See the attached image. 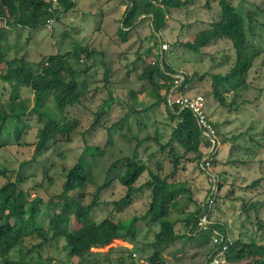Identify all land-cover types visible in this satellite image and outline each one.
I'll return each mask as SVG.
<instances>
[{"label": "rangeland", "instance_id": "rangeland-1", "mask_svg": "<svg viewBox=\"0 0 264 264\" xmlns=\"http://www.w3.org/2000/svg\"><path fill=\"white\" fill-rule=\"evenodd\" d=\"M126 1L96 0L94 2V0H78L77 14L69 15L65 22L59 24V30H61L56 33L53 32L50 36H47L48 32L45 31L44 34L40 32L43 37H36L32 33L19 28L11 32L13 36L10 38V42L15 43L17 49L7 53L9 57L5 62L6 64L10 60H17L16 66H25L37 71L38 69L40 70L41 64L46 62L49 57L61 53L68 58L73 69L77 71L79 85L84 89L88 87V93L83 97L86 99L88 108L77 107L70 111L72 116L78 118L81 123V126L73 133V140L70 145L58 144L52 148L54 151L52 153L35 152V141H39L37 130V125L39 124L35 121H30L32 136L29 140L34 141V143L31 145L32 147L25 150L24 157L18 155L20 151L25 149L23 147L9 145L5 149L0 150V166L7 170H18L25 157L28 160H35L34 165H29L22 171L23 176L27 178L23 186L26 189L25 191L31 194L30 200H33L34 195H37L35 190L38 184L41 182L47 183L48 178L53 179L52 188L38 187L41 188L40 195L44 198V202L39 204V213L37 215V221L41 226H47L56 213L54 206L60 200L59 195L63 192L61 173L67 167L82 163L92 174L93 184L86 187L84 190L85 195L81 198L85 206L91 207L92 219L99 221L109 218L119 223L126 222L129 223L126 225L127 228L134 219L141 220L147 215L153 202V195L151 190L143 188L149 180L147 172L136 183L135 191L132 193H128L127 188L120 185L118 178L124 171L122 158L133 157L138 144L142 143L137 151L139 161L144 162L153 170H157L156 168L162 163L166 166L164 175L172 172L174 166L170 167L169 164H166L164 155L160 151L161 146L167 144L173 132L172 124L167 118L166 108L164 109L163 105L160 104L150 110L144 117H139L136 113H132L127 120L122 121L124 112L120 114V110L128 108V89L121 83L116 82L117 78L121 75H130L129 80L133 82V89L139 91L141 86L135 83L137 82V70H142V67L147 65L164 64L168 61L175 70H183L189 76L195 72H198L201 76L209 74L210 78L197 81L195 84L201 87L204 86L211 91V76L226 74L236 64L237 54L234 57L233 52L236 51L230 49L232 44L229 42L211 46L203 54L192 53L184 46L187 42L193 40L198 32L222 20L221 7L218 5L219 0H199L192 6V10L171 9L169 11L167 25L161 29L163 42L166 40L168 43L169 52L162 61L159 59L160 39L159 43L154 42V38L156 39V36L159 37L160 34H156L159 31H155L156 27L149 18L143 19L135 30L129 32L128 35H118V30L123 25L122 18L125 14L122 5ZM233 1L244 14L249 11H251L250 13H255L256 11L255 14L261 18V21L264 20V14L260 13V10H264V0ZM206 2H209L210 6L205 5ZM261 4L263 6L260 9ZM194 9L195 11L191 12ZM75 21L79 23L81 32L77 30L79 27ZM251 23L252 29H249L248 32L250 43L254 39L256 47L261 46L264 50V24H255L254 21H251ZM67 32L72 34L73 39L64 41V36L69 37ZM75 43L83 45L89 50L102 51L104 55H96L90 60H81L78 63L69 56ZM122 55H127L128 61H125V63L122 61ZM137 56L142 57V60L135 62ZM103 58L114 61L113 66L108 70L109 81L113 84L111 90L107 87L105 81ZM134 66L138 68L127 70V68ZM253 70L254 73L248 78V82H260V84L258 87H254L255 89L252 91L242 92L240 95L242 102H256L262 98L260 90L264 87V66H259L258 72H256L257 68ZM107 102L110 103L109 108H107ZM143 104H146L144 100ZM96 112H99L98 125L94 124V114ZM120 121H122V124L116 130L113 126L120 123ZM250 125L251 115L249 112L237 113L233 115V122L227 127L228 133L238 134L242 130H247ZM41 127L42 125H40V129ZM122 133H124L126 138L122 136ZM262 142L264 143V139H262ZM251 145L254 148L252 153L243 150L234 151L235 158L247 160L249 162L248 166L240 165L236 168L227 166L221 167V170H231L233 175L229 178L228 183L235 182L240 187L241 192L249 194L250 202H255V197L247 190V186L253 181L256 173L259 176L258 173L264 166V148L254 143ZM231 148L228 145L225 149L227 157ZM109 171L110 173L108 174ZM176 176L190 182L194 186L196 189L195 200H198L200 204V201L204 199L208 192L209 178L202 171H199L196 163L188 165L186 170L183 168L179 169ZM2 184L3 181L0 179V185ZM104 184H108L107 187L99 191V188ZM227 188H223L226 194L228 193ZM256 200H260V198ZM117 202L120 204L115 205ZM244 204L241 200L229 202L225 198L221 202V208L217 211V217L227 222L237 234H247L246 230L248 227L251 231L256 232V224H259L257 216L259 214L264 216L263 206V209L258 213V210L251 206H246L245 210ZM195 205L194 203L191 204L192 207ZM172 213L175 218L184 215L180 209H173ZM249 216H252V220ZM125 228L122 230L124 234L128 232L127 228ZM177 228L183 233L186 230V225L181 222ZM136 229L139 232L137 244L115 240L101 249V251H106L111 248L128 245L133 248L131 252L122 253L119 249H113L106 258H97L95 261L93 260L91 263L87 262L86 264H152V261L147 258L154 253L155 247L149 245V242L154 241L161 227L156 224L145 226V223L141 221L137 222ZM252 235L253 233L249 238L244 239L249 242L252 239ZM234 239H237V237L234 236ZM253 239L256 240V238ZM258 242L264 243V238H259ZM203 243V241L193 242L190 239H183L159 246V249L165 262L164 264H193L195 261L200 263L207 256L203 248L206 245H203ZM63 247L64 244L62 242L57 245L58 249H56L54 244L47 246L46 251H44L48 255L46 262L49 263L50 258L53 256L57 259H64V255L67 263L77 262L78 258L72 259L67 256L68 250L66 248L63 249ZM139 248L145 249L144 259H142L143 252ZM34 257L37 258L38 255L34 254Z\"/></svg>", "mask_w": 264, "mask_h": 264}, {"label": "clouds", "instance_id": "clouds-1", "mask_svg": "<svg viewBox=\"0 0 264 264\" xmlns=\"http://www.w3.org/2000/svg\"><path fill=\"white\" fill-rule=\"evenodd\" d=\"M48 1L50 2L49 11H50L51 16L47 19L45 25H41L37 27H31V26L22 25L20 23H17L14 20V18L10 17V13H8L7 11L8 9L5 8V5L2 6V11L4 12L5 10V14L4 15H2L3 13L0 14V31H1L0 39H1V46L5 54V60L2 61V63H0V76L8 72L11 62H14V63L18 62L17 60H10L7 64L5 63L7 61V58L9 57L7 53L10 52L11 50L17 49V45L15 43L10 42V38H12L13 36L11 32L14 29L19 28L22 30H26L29 33H32L36 37H43L41 33L44 34L45 31H47L48 32L47 36H50L53 32L56 33L57 31L61 30V29L59 30L60 28L59 24H62L63 22H65V20L67 19L69 15L77 14L76 9L78 7V0H69V3H70L69 7H65L62 4V0H48ZM95 1L96 0H94V2ZM140 1L141 0H127L126 3H123L122 6L125 10V14L122 18V24L124 22V19L127 17V12L134 7L135 2H140ZM149 1L151 2V4L163 9L164 11V26L162 24L159 29L157 28L155 29V31H159V33H156V34H160V36L159 37L156 36V39L154 38L155 43H159V39H160V58L159 59L160 61H162L165 56L167 57L169 48H168V45H167L168 43L166 42V40L165 42H163L161 29L167 25L169 11L175 8H166L164 4L162 3V0H149ZM184 1L185 0H182V2ZM198 1L199 0H190L188 5L182 7L181 9L182 10L183 9L192 10L193 9L192 6L196 4ZM221 1L223 0H219L218 5H220L221 7L220 9H221V15H222ZM226 1L233 3V5L237 9H239V7L235 5V2L233 0H226ZM1 4L2 2L0 0V7H1ZM205 5H209V2H206ZM262 6L263 4H261L259 8L261 9ZM195 9L191 12H194ZM176 10H180V9H176ZM239 10L241 11V9ZM260 11H261L260 13L264 14V10H260ZM244 15L247 18L246 25H247V37H248L247 47H246L247 48L246 57L248 59L249 58H253V59L255 58V59L253 61V67L248 71L246 75V82L243 83V85L239 87L238 90H235L234 87L228 84L224 86H220V89L216 90L215 85H214V78H212L211 76L212 90L210 91L206 89V87L204 86L201 87L195 84L197 83V81H202L199 78V76L201 75L198 72H195L193 75L189 76V74L183 70H175L174 67L170 64V62L166 61L164 64L159 63V64L152 65V66L159 65L161 68L165 67L166 65H170L174 69V74H169L173 79L172 82H160L159 84L161 88L159 96H162V101L157 102L156 99H149L148 97H146V92H144L143 89H141L139 91H136L137 93H139V96L137 98L138 104H137L136 111H132L134 105L133 107L128 106L127 109L120 110V114L124 112L122 116V121L127 120L130 117V114L132 113H136L139 117H144L146 114H148L150 110H153L160 104H162L164 109L166 108L167 110V118L169 122H171L172 124L171 128H173V132L167 144H164L161 146L160 151L164 155L166 164H169L170 167L172 165L174 166L172 172L170 174L164 175L166 171V166L164 164L161 163L159 167L156 168L157 170H153L149 168L144 162L139 161L137 151L139 147L142 145V143L138 144V148L136 152L134 153V155L136 156V160L138 162L144 163L145 167L148 170L152 171L153 173L160 174L162 177H165L166 175H172L176 171L175 175L170 179V182L185 184L188 186V188L190 187L192 189L191 197L194 199V202L193 201L188 202L186 206L179 205L180 207L177 209H180L182 211L183 209H189V207L196 208V205H198L199 214L191 226H188L186 222L183 221L182 218L185 215L181 217L177 216L176 218L177 219L176 221H178L177 226L182 222L186 225V230L182 233L178 230L176 226V231L178 234H180L182 238H185L186 240L190 239L193 242L203 241L204 242L203 245H206L203 248L207 256L203 258L200 263L195 261L193 264H230L228 260V254L232 250L234 243L238 241L239 239L244 240L250 245H264V243L258 242L259 238H264V216L263 215L259 214V216H257V222H259V224L255 223L256 227L255 226L254 227H255L256 232L251 231L250 228L248 227V229L246 230L247 234H242V233L237 234L236 232H234V230H232V228L229 226L227 222L217 217V211L221 208V202L225 198H227L229 202H237L238 200H241L242 202L245 203L244 204L245 210H246V206H251L257 209L258 213H260L259 211L262 210L264 207V187L261 184H257V181L259 179L264 178V166H262V170L260 171V173H258L259 176H257V173H256L253 178V181L247 186V190H249V192L252 193V195L255 197V202L254 201L250 202L251 199H249V194L245 192H241L239 189L240 187H238L235 182H232L231 184L228 183L229 178H231L233 175L231 170H221V167H227V166H230L231 168H236L240 165L248 166L247 164L249 162L247 160L235 158L234 156L235 150L246 151L243 148L249 147L250 149L246 152L252 153L254 150L253 146L251 145L252 143L257 144L261 148H264V143L262 142V139H264L263 138L264 137V133H263L264 132V87L260 90L262 94V98H260L256 102H250V101L242 102L240 98V95L242 92L252 91L253 89H255L254 87H258L260 82H248V78L251 76L252 73H254V70H253L254 68H257L256 72H258L259 66H264V58H263L264 50L262 49L261 46L256 47L254 39L252 40V43H250V39H249L248 32H249V29L250 30L252 29L251 21L253 20L249 18L248 13ZM147 18H149L152 21V24H154V15L149 14V15H141V17L139 18V20L136 22L135 25L138 26L142 22L143 19H147ZM258 19L259 21H261L260 17H258ZM218 22H215L213 24H216ZM254 23L257 24L255 21ZM76 24L79 27L77 30H80L81 32L82 30L79 26V23L76 22ZM212 25H210L211 27H208V28L211 29ZM122 27L123 25L120 28ZM208 28L198 32L197 35L201 32L207 31ZM132 31H129V32H132ZM67 35L69 37L64 36V41L66 39H69V40L73 39L72 34L67 32ZM195 38L191 40L190 42H187L186 44L193 43ZM223 42H229L232 44L230 49H234L236 51V52H233V55L234 57H236V54H237V58H236V64H237V62L239 61V51L231 40H220V42L215 43V45H212V46H216ZM75 44H78V43H75ZM74 46H73V50L70 53H74L73 52ZM210 47H207L206 49ZM99 52H101L102 55H104L102 51H99ZM192 53H195V52H192ZM58 54H61V53H58ZM195 54H198V53H195ZM63 56L65 55L63 54ZM124 56H126L127 58V55H122L121 58H123ZM81 60L87 61V59L84 58V56L82 57ZM104 60H109L114 63L112 59L103 58L102 59L103 64H104ZM47 61H46V64H47ZM122 61H124L123 63H125V61H128V59L126 60L122 59ZM121 65H122V62H121ZM235 65L231 68V70L235 67ZM104 68H105V74H106L107 69L105 65H104ZM231 70L228 71L226 74L231 72ZM38 71L40 70L38 69ZM226 74H217V75H226ZM195 76H196L194 80L195 82H187L188 77L193 78ZM207 78H210V76H207L205 79ZM76 83L80 91L82 92L81 103L76 104L74 106H67V108L63 111L64 116H61L62 118L61 122L65 121V119H68L71 121L77 120L79 122V126H78L79 128L81 126L79 119L72 116L70 111L71 109H74L77 107L84 108V109L88 108L86 99L83 98L88 93V87L84 89L79 85L78 82ZM109 83L112 84V82H106L107 87L111 90L113 87V84L110 87ZM119 83H121L124 87L128 89L127 98L129 100V97H130L129 93L131 91H135L133 89L132 83H123V82H119ZM13 89H14L13 85L10 82H4L0 79V100H1L0 107L6 109L5 108L6 103L10 99L11 92L13 91ZM22 89L24 90V88ZM21 96L23 97L24 100L26 99L30 101V104H29L30 109H28L26 114L22 116L23 123L25 126L24 130L26 131L25 134L23 135L22 141L25 142L26 145L23 147L25 149L20 151L18 155H22V157H24L25 150L29 147H32L31 145L34 143V141L29 140V138L32 136L31 135L32 128L29 125L30 121H35L36 123L39 124L37 125L39 141L38 140L35 141L36 143L34 145L35 152L52 153L54 152L52 148L58 144L70 145V143L73 140L72 135L73 133L76 132V130L73 131L70 142H67V141H61L58 143L49 142L43 148L38 149L37 146L40 142V133L42 129L45 127V124L44 122L40 121V116L38 112H36L35 114H31V112H33L32 108L35 104L34 91L28 89L26 93H22ZM26 96L28 98H26ZM112 99L115 100L114 98ZM143 100L144 102H146L145 105L143 104ZM109 107H110V103L107 102V108ZM244 111L250 113L251 125L249 126V128H247V130H242L238 134L237 133L229 134L228 133L229 130L227 129V127L231 122H233V115H236L237 113L244 112ZM9 113H11L12 115V112H9ZM185 114H188L194 120V122L197 124L198 128L201 131L200 145H198L197 148L190 149V150L182 147L179 140H175V142H172V135L174 133L176 134V131L179 129L180 124L184 122ZM94 116H95L94 124L98 125L99 124L98 123L99 122V112H96ZM14 120L15 118L13 117V121L5 120L4 122H0V150L5 149L9 145H15L9 142V135L13 134L14 129H11L9 132L5 133V130L7 127L14 126ZM122 121H120V123L118 124H115L113 127H115L116 130H118V127L120 124H122ZM40 125H42L41 129H40ZM222 132H225V133H222ZM227 135H229V137H227ZM122 136L126 138L124 133H122ZM228 145H230L232 148L230 149V154L227 157L225 155V149L227 148ZM16 146L18 147V145ZM177 152L179 155H177ZM130 157L132 156H127L125 158H122L124 171L119 176L118 181L120 185L123 187L125 186L122 184L121 178L125 175V171H126L124 160ZM175 163L179 164L177 169L175 167L176 165ZM194 163L197 164L199 171H202L210 180L208 192L206 193V196L204 197V199L200 201V204L198 203V200L197 201L195 200L196 199L195 198L196 189L194 188V186L190 182L184 179L178 178L176 176L179 169L183 168L186 170L188 165H192ZM34 164H35V160L33 159L28 160L25 157L22 161L21 167L18 170L14 169L11 171V170L2 168L0 166V169L4 171V174L0 175V179L3 181V184L0 185V190L3 189V187L8 185L9 183H16L18 188L21 189V193H19V195H22L25 201V207L22 210V213H23L22 220H20V218H14V217L7 219L6 216L9 215V211H6L4 214L0 210V239H2V237L9 238L10 236H13L14 238H16L22 235V233L19 232L18 230H12L10 233L4 234L7 226L17 227L18 225L22 223V221L23 223H26L30 228L32 225H35L38 228H42L46 236L39 235L38 233L33 232L32 236H28L27 239L23 238V242H21L20 244H18L16 247L12 248L11 250H8V248L0 241V264H69L66 262L65 255H64V259H57L56 257L53 256L50 258L49 263L46 262L48 255L45 254L44 251H46L47 246L54 244L56 246V249H58L57 245L61 242L64 244L63 249L66 248L68 250L67 256H69L72 259L78 258L77 262H73L71 264H78L80 261V258L78 255L71 254V246L68 242V238H71L72 236H74L75 232L84 230L94 225V223H99L103 221L104 219L99 220V221L92 219L91 207L85 206V203H83V201L81 200V198H83L85 194L80 195L79 196L80 199L77 197L78 199L76 200L77 203L80 204V206L82 207V210H80L79 213H75V209L72 208L71 212L67 213V217H68L67 222H64L63 217H61L62 215L61 211L55 207L56 204L62 205L64 204L65 201H70L72 198L75 200L74 198V196H76L75 191L73 192V190H71L70 188L66 186L69 171L72 168H74L73 166V167L65 168L64 171L61 173L62 178H63V183H62L63 192L59 195L60 200H58L55 203L54 207L56 209V213L54 214L53 218L49 221V224L47 226L44 227V226L39 225L37 221V215L39 213L38 207H39V204L44 202V198L40 195L41 188H38V187L52 188V185L54 184V182H53V179L48 178L47 183L41 182L40 184H38L37 189L35 190L37 195L36 196L34 195L33 200H30L31 194L25 191L26 189L23 186L24 182L27 181V178H25L26 176L25 177L23 176L22 171L25 167L29 165L32 166ZM78 164L83 165L82 163H78ZM87 172L90 174L91 179H93L92 174L88 170ZM109 173L110 171L108 172V174ZM237 176H239V174H237ZM148 179H150L149 173H148ZM147 182L145 183L143 188H147L146 187ZM107 185L108 184H104L103 186H101L99 188V191L105 189ZM224 187H228L227 194L225 193V190L223 189ZM148 190H151V189H148ZM68 193H70V195H68ZM71 193H72V196H71ZM82 193H84V191ZM79 194L80 192L79 193L77 192V195ZM187 197L189 198V196ZM4 198H5V194H4ZM257 198H260V200H256ZM181 200L182 199H180V201ZM9 201L10 202L8 203V205L10 206V208L16 214L19 215L21 204L18 201L17 197H10ZM1 203L2 201L0 200V206H1ZM192 203L196 205L192 207L191 206ZM116 204L119 205L120 203L117 202L115 203V205ZM173 209H176V208H173ZM182 212L184 213V211ZM172 215L175 218V215L173 213ZM249 217L252 220V216H249ZM115 223L120 224V225L129 224L126 222L125 223L121 222L122 224L119 222H115ZM156 225L158 227H161L159 223ZM59 226L64 227V232L59 231L58 229ZM159 232H161V229ZM252 233H253L251 237L252 239L249 240V242L246 239H244V238H249ZM237 235H240V236H237ZM234 236H236L237 239H234ZM45 238H48V241ZM253 238H256V240ZM116 240L131 242V241H127L124 239H116ZM180 240H183V239H179L178 241ZM131 243H134V242H131ZM110 244H107V245H110ZM107 245H104V246L93 245L91 246V251L100 252V253L110 252L111 251L110 249H108L109 251L108 250L101 251V249L106 247ZM124 246L129 247L128 245H124ZM139 250L143 252L142 253V257H143L145 254V249L139 248ZM34 254H37L38 257L37 258L34 257ZM142 259H144V257ZM147 259H149V256ZM241 263H244V262H240L238 264H241Z\"/></svg>", "mask_w": 264, "mask_h": 264}, {"label": "trees", "instance_id": "trees-1", "mask_svg": "<svg viewBox=\"0 0 264 264\" xmlns=\"http://www.w3.org/2000/svg\"><path fill=\"white\" fill-rule=\"evenodd\" d=\"M189 1L190 0H185L184 2H182V0H162V3L166 8L181 9L182 7L188 5ZM1 2L0 14H5V10L4 12L2 11V6L5 5V8L8 9V13H10V17L14 18L17 23L22 25L31 27L45 25L47 19L51 16L49 11L50 2L48 0H1ZM62 4L65 7L70 6L69 0H62ZM221 6L222 20L213 24L211 29L199 33L193 43L185 44L184 46L189 51L203 54L207 47L215 45V43L220 42V40H231L239 51V61L228 74L215 75L212 76V78H214L216 90H219L220 86H224L226 84L234 87L235 90H238V88L246 82V75L253 67V61L255 59H248L246 57V47L248 41L246 25L247 18L243 12L233 5V3L223 0L221 1ZM250 12L251 11H249L248 14L251 20L255 21L257 24H264V20L259 21L258 16L255 13ZM149 14L154 15V26L157 29H159L162 24L164 26L163 9L154 6L149 0H141L140 2H135L134 7L127 12V17L124 19L123 27L119 29V35H128L129 31L135 30L137 27L135 24L141 15ZM73 52L74 53H70L69 56L73 57L78 63H80L83 56L89 60L95 55H102V53L98 50H89L80 44H75ZM122 59L126 60L127 58L124 56ZM4 60L5 54L1 46L0 39V63ZM141 60L142 57L137 56L135 62ZM15 64H17V62H11L8 72L0 76L2 81L10 82L14 88L11 92L10 99L6 103V109L0 107V122H4L5 120L13 121V117L15 118L14 126H9L5 130V133H7L11 129H14L13 134L9 135V142L18 145V147H24L26 145V143L22 141L23 135L26 132L24 130L25 126L22 116H24L27 110L30 109V101L26 99L24 100L21 94L26 93L28 89L34 91L35 97V104L32 108L33 112H31V114L38 112L40 121L45 124V127L40 133V142L37 148H43L49 142H70L71 135L74 130H77L79 122L77 120L71 121L68 119L61 122V116H64L63 111L67 108V106H74L81 103L82 92L76 83L78 82L76 76L77 72L73 69L68 58L61 54L51 56L48 58L47 64L46 62L41 64L40 71H34L33 69L25 66H16ZM104 65L107 69L105 81L111 82L109 81L108 70L111 66H113V62L104 60ZM137 68L138 67L134 66L132 68H127V70ZM169 74H174V69L170 65H166L163 68L159 65H147L142 67V70H137V82L135 83H138L141 86V89L146 92V97L149 99H156L157 102H159L162 101V96H159L161 90L159 84L160 82H172L173 79ZM207 76L210 75L207 74L199 76V78L200 80H203ZM129 77L130 75H121L117 78L116 82L133 83L130 82ZM195 78L196 76L193 78L188 77L187 82H195ZM109 86L111 87L112 84L109 83ZM129 96L127 105L129 107H133L134 105L132 111H136L139 93L131 91ZM26 98L28 97L26 96ZM8 111L12 112L13 116ZM200 134L201 131L197 124L188 114H185L184 122L180 124L176 134L174 133L172 135V142L179 140L182 147L185 149H194L201 143ZM243 149L248 151L250 148L246 147ZM177 155H179L178 152ZM134 156L124 160L126 171L125 175L121 178V182L125 187H127L128 193H132L135 191V184L138 182L140 177L145 172L149 173L150 179L147 182L146 187L151 189L153 193V202L149 212L141 220L134 219L128 228L122 223V225L116 224L111 219L106 218L99 223H94V225L84 230L75 232L74 236L68 238V242L71 246V254L78 255L80 258L78 264H86L87 262L91 263V261H95L98 257L106 258L110 255L113 249H119L122 253L131 252L132 248L125 246L111 248V251L106 253L93 252L91 251V246H104L114 242L116 239H124L138 243L137 237L139 232L137 231L136 226L137 222L141 221L145 223V226L158 223L161 225V232L156 235L155 241L150 242L149 244L152 247H155L154 253L149 257L152 264L165 263L159 246L177 242L179 239H185L182 238L176 231L178 221H176L177 219L172 215V210L173 208H179V205L186 206L188 202H194V199L191 197L192 189L190 187L188 188L185 184L170 182V179L175 175L176 171L172 175L162 177L160 174L153 173L148 170L145 167V164L138 162L136 160V156ZM178 165V163L175 165L176 169L178 168ZM3 174L4 171L0 169V175ZM90 184H93V179H91L90 174L83 165H75L74 168L69 171L66 186L73 190V192L75 191V200L72 198L70 201H65L62 205L56 204L55 206L61 211V217H63L64 222H67V213H70L72 208L75 209V213H79V211L82 210V207L76 200L80 195H84L82 192ZM257 184H261L264 187V178L259 179ZM77 192H80V194L77 195ZM19 193H21V189L18 188L16 183H9L0 190V200L2 201L0 210L4 214L6 211H9V215L6 216L7 219L14 217L22 220V210L25 207V201ZM187 196H189V198ZM10 197H17L20 202L21 209L19 215L16 214L8 205ZM180 199L182 200L180 201ZM197 206L198 205H196V208L189 207V209L182 210L185 215L182 219L188 226H191L194 223V220L199 214V206ZM125 226L128 232L122 234L121 231L125 228ZM58 229L59 231L64 232L63 226H59ZM12 230H18L22 233V235L16 238L10 236L9 238L2 237V239H0L8 250H11L23 242V238L27 239L28 236H32L33 232L46 236L42 228H38L35 225H32L30 228L26 223H23V221L17 227L7 226L4 234L10 233ZM45 239L48 241V238ZM228 260L230 264H238L240 262H244L245 264H264V245H250L244 240L239 239L234 243L232 250L229 252Z\"/></svg>", "mask_w": 264, "mask_h": 264}]
</instances>
